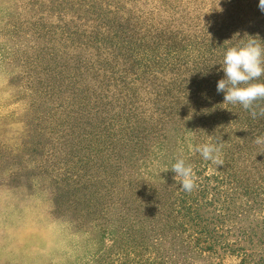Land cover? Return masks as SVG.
<instances>
[{"label": "rangeland", "instance_id": "rangeland-1", "mask_svg": "<svg viewBox=\"0 0 264 264\" xmlns=\"http://www.w3.org/2000/svg\"><path fill=\"white\" fill-rule=\"evenodd\" d=\"M85 1L95 14L78 10L80 0H0V264H264V144L240 131L230 136L232 147L222 146L235 172L230 183L220 166L203 162L202 178L225 182L214 202L206 191L200 211L221 230L223 247H197L176 217L181 184L171 168L178 158L193 165L194 147L210 143L206 129L190 113L159 124L152 96L136 83L137 126L157 129L112 148L100 135L114 113L110 95L96 100L104 113L94 114L92 103L76 110L109 76L100 68L106 55L61 39L69 27L90 31L99 14L112 18L106 2L138 32L264 33L259 0ZM241 185L259 189L247 197Z\"/></svg>", "mask_w": 264, "mask_h": 264}, {"label": "trees", "instance_id": "trees-1", "mask_svg": "<svg viewBox=\"0 0 264 264\" xmlns=\"http://www.w3.org/2000/svg\"><path fill=\"white\" fill-rule=\"evenodd\" d=\"M78 4L82 5L78 10H82L84 14H95L94 8L86 4L85 0H80ZM110 7L112 5L106 2L103 14L113 15L112 18L109 17L106 21L99 20V14L97 19L93 20L95 23L90 31L80 33L78 26L72 27L75 30L69 27L62 30L61 38L69 45L85 41L84 47L92 50L96 57L106 55L100 68L103 72L109 73V76L105 75L100 80L99 94L94 92L92 97L82 96V101L80 98L77 100L80 102L76 109L77 112L82 111L85 106L92 103L94 114H97V111L104 113L103 110H98L96 100L101 102L107 99L106 94L102 92L110 95L114 103L108 105L110 112L114 113L109 118L111 121L100 128V135L106 139V143H110L113 148L119 141L124 142L123 138L136 139L141 131L145 132L143 137H147L148 130L156 131L157 124L144 129L137 126L142 116L138 118L135 114L139 112L140 107L137 105L140 101L134 92L136 83L143 85V91L152 96L153 99L148 101L152 105L149 110L150 113L157 115L158 123L161 125L173 116L184 117L190 113L195 121L206 129L207 135L210 136L209 141L213 144L219 140L222 146L230 147L232 143L230 136L236 134L235 131L246 134L249 144L256 137H264V117L257 116L253 119L242 105L225 103V94L217 92L218 81L226 78L223 60L227 50L243 46L250 37L264 42L263 32L257 33L253 28L245 31L234 29L228 31L222 27L217 30L202 29L201 33L188 37L163 28L144 29L138 32L133 29L136 28L135 25H132V29L129 28L127 24L129 19L121 21L123 18L119 16V11L115 8L114 11H110ZM253 83H264V76ZM78 93L76 97L80 96ZM258 103L264 106V101ZM108 111L105 114L110 113ZM78 114L82 117L80 113ZM87 114L90 115L88 112ZM234 148L240 149L239 145H235ZM221 151L224 164L220 166L219 171L230 183L234 181L232 176H235L230 162L231 156L228 151H223V148ZM240 153L243 151L240 150ZM204 161L199 153L191 159L198 187L191 193L181 191L176 200L178 209L176 217L181 219L182 228L187 229L189 226L193 231L192 237L197 247H223L219 241L222 237L218 236L221 230L213 224V218L210 222L205 220L200 211L204 209V204L207 205V201L204 202L207 198L206 191L211 192L210 201L214 202L217 200L216 196L223 192L221 185L225 182L220 180L221 175L202 178L200 171ZM241 188L243 195L249 197L256 193L259 186L254 188L250 185L246 187L241 185ZM214 222L218 223V220ZM208 225L213 227L209 229Z\"/></svg>", "mask_w": 264, "mask_h": 264}, {"label": "clouds", "instance_id": "clouds-1", "mask_svg": "<svg viewBox=\"0 0 264 264\" xmlns=\"http://www.w3.org/2000/svg\"><path fill=\"white\" fill-rule=\"evenodd\" d=\"M259 9L264 12V0H259ZM224 79L217 83V92L224 93L225 103L240 104L250 112L253 119L257 116L264 117V83H253L264 76V42L250 37L241 47L229 48L224 56ZM242 85H245L242 87ZM253 142L257 145L264 144V137H256ZM222 143H205L194 147L205 161L221 166ZM171 170L176 173L173 179L181 184L180 191L191 193L197 187V177L192 164L186 163L184 158H178Z\"/></svg>", "mask_w": 264, "mask_h": 264}]
</instances>
